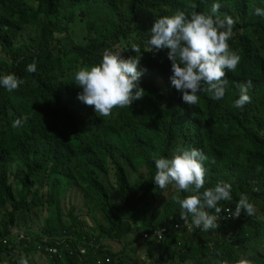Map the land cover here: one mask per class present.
I'll return each mask as SVG.
<instances>
[{
    "label": "trees",
    "instance_id": "obj_1",
    "mask_svg": "<svg viewBox=\"0 0 264 264\" xmlns=\"http://www.w3.org/2000/svg\"><path fill=\"white\" fill-rule=\"evenodd\" d=\"M213 3L235 21L228 43L240 63L225 70L224 98L201 91L189 106L171 86L168 50L148 51L147 40L156 19L210 14ZM256 8L264 0H0V76L24 81L11 92L0 86V240L11 245L0 249V264H18L23 254L28 264H97L106 255L109 264H133L124 255L130 234L146 249L143 264H264V16ZM106 49L139 57L144 96L99 117L78 100L74 73L99 63ZM33 62L34 73L27 71ZM249 80L251 101L235 108L237 85ZM178 146L207 157L201 193L228 182L232 200L218 207L235 208L245 194L255 214L206 232L172 233L161 245L143 242L142 232L172 231L182 221L175 198L190 193L153 181L154 157H171ZM218 231L238 235L219 242ZM44 239L63 259L45 252Z\"/></svg>",
    "mask_w": 264,
    "mask_h": 264
},
{
    "label": "clouds",
    "instance_id": "obj_2",
    "mask_svg": "<svg viewBox=\"0 0 264 264\" xmlns=\"http://www.w3.org/2000/svg\"><path fill=\"white\" fill-rule=\"evenodd\" d=\"M220 4L213 3L210 14L193 12L186 16L177 12L171 16L156 19L147 40L148 51L167 49V58L171 62V86L182 94V101L189 106L198 104V93L203 91L214 101L224 98L228 81L226 71L235 72L240 56L232 50L228 41L233 35L235 21L231 16L219 15ZM255 13L264 16V9L256 8ZM131 49L140 53L141 48L133 45ZM27 71L35 72L36 64L27 66ZM142 72L139 70V57L124 58L121 52L106 49L99 63L78 68L74 73L75 84L82 89L78 100L93 108L99 117H108L116 108H130L134 101L144 96L139 87ZM24 81L14 74L0 76V86L9 92L18 89ZM239 97L234 101L235 108H243L250 103L248 90L252 87L249 80L237 85ZM27 120L28 117H23ZM21 120L13 122L19 126ZM207 160L202 150L197 148L177 147L171 157H154L155 175L153 181L157 188L164 190L173 186L175 190L190 193L184 198L176 197L180 205L181 219L191 216L192 224L202 231L216 229L218 215L222 209L221 201L232 200V185L217 182L214 187L201 189L205 185ZM209 210H214L212 214ZM241 212L252 216L255 205L247 195L241 194L235 205L234 217ZM18 264H28V259L21 256ZM219 264H229L221 261ZM234 264H251L247 259H239Z\"/></svg>",
    "mask_w": 264,
    "mask_h": 264
},
{
    "label": "built area",
    "instance_id": "obj_3",
    "mask_svg": "<svg viewBox=\"0 0 264 264\" xmlns=\"http://www.w3.org/2000/svg\"><path fill=\"white\" fill-rule=\"evenodd\" d=\"M235 212V208L227 207L220 214L218 215V219L216 223L218 225H222V223H231L233 220L240 219L243 215V212H241L239 217H234L233 213ZM212 230V229H211ZM206 232L202 231L200 228L195 227L190 219L182 220L178 223L174 224V229L172 231H169L166 227H159L158 229L154 230L153 233H146L142 232L141 237L143 242L148 241H154L157 245L163 244L171 235L172 233H186V234H193L194 232ZM210 231V230H209ZM238 235L237 232H230L228 234H225L221 231L214 232L213 237L216 241L221 242L222 240L226 239L229 242H232L233 238H236ZM21 239H18V245H20ZM43 248L45 252H47L51 257L55 259H63V255L59 252V250L56 247L48 245L49 239H44L41 241ZM11 248V245H9L8 239H2L0 240V249L3 247ZM178 246H181V243L178 244ZM210 246L214 247L215 242L210 243ZM13 254V252H12ZM111 262V258L106 255V258L99 259L97 261V264H109ZM133 264H138V261L133 262ZM177 264H184L181 261V258L176 261ZM160 264V263H159ZM165 264H172L170 260H167Z\"/></svg>",
    "mask_w": 264,
    "mask_h": 264
},
{
    "label": "rangeland",
    "instance_id": "obj_4",
    "mask_svg": "<svg viewBox=\"0 0 264 264\" xmlns=\"http://www.w3.org/2000/svg\"><path fill=\"white\" fill-rule=\"evenodd\" d=\"M26 222H28V220H26ZM102 224H103V226H106L105 220L102 221ZM24 225H27V223L21 222V226H24ZM125 225L127 226L128 224L125 223ZM32 229H33L32 231H34L36 233L39 231V228L37 226H32ZM22 230H24V229H22ZM94 233L96 234L97 231H95ZM126 242L128 243V249H127V251L128 250L137 251L136 253L130 252V258L132 259V261L133 262L138 261V262H140V264H143V260L145 258V252L146 251L141 248L142 247L141 244H138V242H137V235H135V234L128 235L126 237ZM116 251H114V252H116ZM124 255H128V253H125ZM23 256H24V254H23ZM251 264H254V262H251Z\"/></svg>",
    "mask_w": 264,
    "mask_h": 264
},
{
    "label": "crops",
    "instance_id": "obj_5",
    "mask_svg": "<svg viewBox=\"0 0 264 264\" xmlns=\"http://www.w3.org/2000/svg\"><path fill=\"white\" fill-rule=\"evenodd\" d=\"M142 248V247H141ZM143 250H145L146 251V249H143ZM130 252H131V250H128L127 251V253H128V255L130 256ZM146 262H148V259H147V261Z\"/></svg>",
    "mask_w": 264,
    "mask_h": 264
}]
</instances>
